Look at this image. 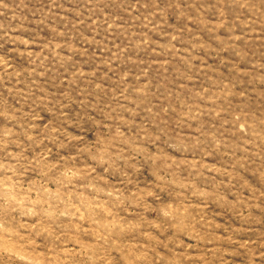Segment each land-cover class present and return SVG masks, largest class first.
<instances>
[{
    "label": "rangeland",
    "instance_id": "obj_1",
    "mask_svg": "<svg viewBox=\"0 0 264 264\" xmlns=\"http://www.w3.org/2000/svg\"><path fill=\"white\" fill-rule=\"evenodd\" d=\"M0 264H264V0H0Z\"/></svg>",
    "mask_w": 264,
    "mask_h": 264
}]
</instances>
